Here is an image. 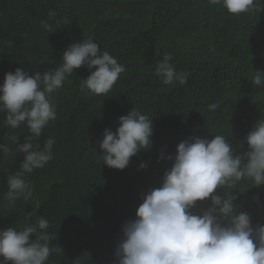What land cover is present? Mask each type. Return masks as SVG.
I'll use <instances>...</instances> for the list:
<instances>
[{"label":"trees","instance_id":"obj_1","mask_svg":"<svg viewBox=\"0 0 264 264\" xmlns=\"http://www.w3.org/2000/svg\"><path fill=\"white\" fill-rule=\"evenodd\" d=\"M89 37L125 71L107 95L81 90L90 74L84 66L66 76L51 94L56 119L34 141L43 147L54 138L52 159L25 174L29 187L11 204L6 178L20 170L23 154L9 137L23 142L30 133L24 125L0 124V143L10 149L0 155V230L47 219L54 249L47 264H116L121 226L171 165L161 154L174 155L189 137L215 135L240 154L247 151L248 132L264 120V85L252 83L255 71L264 72V0L239 15L209 0H0V83L16 68L32 74L59 67L66 48ZM166 54L177 72L187 73L186 84L161 82L155 69ZM213 103L218 107L209 110ZM131 109L152 119L151 147L123 170L109 168L98 143ZM228 192L237 197L238 213L247 212L253 226L264 225V185L245 178L217 189ZM207 206L198 202L193 211Z\"/></svg>","mask_w":264,"mask_h":264},{"label":"clouds","instance_id":"obj_2","mask_svg":"<svg viewBox=\"0 0 264 264\" xmlns=\"http://www.w3.org/2000/svg\"><path fill=\"white\" fill-rule=\"evenodd\" d=\"M256 0H209L222 5L228 13L239 15L255 7ZM49 17L55 16L50 11ZM51 33V25L42 21ZM166 54L155 72L165 85L178 81L186 84L187 73L177 72ZM62 63L53 70L29 74L22 68L4 74L0 83V124L17 129L24 125L30 135L20 142L18 135L9 137L16 151L23 154L20 170L8 174L5 199L11 204L24 195L26 173L44 167L52 159L54 138L43 147L34 143L50 121L56 119L51 94L59 89L67 75L82 66L90 70L81 79L86 95H107L125 67L89 37L70 44L63 52ZM95 69L94 71H91ZM252 83L264 85V72L255 71ZM215 110L218 104L208 106ZM152 119L140 111L118 118L115 131L105 129L98 147L103 165L123 170L130 158L151 147ZM247 151L236 154L223 135L213 138L189 137L175 148L174 155L160 159L171 161L159 187L142 194L135 217L121 226L122 238L115 249L116 264H264V225L253 226L247 212H237V198L217 189L234 188L248 178L253 186L264 185V120L257 121L245 137ZM10 149L0 143V155ZM139 167L145 168L141 163ZM208 201L206 208L193 211L198 202ZM49 221L38 218L19 230H0V264H47L52 235ZM75 264H79L77 260Z\"/></svg>","mask_w":264,"mask_h":264}]
</instances>
